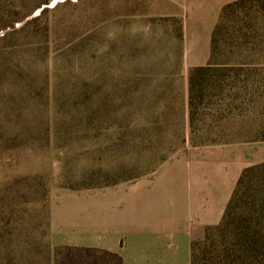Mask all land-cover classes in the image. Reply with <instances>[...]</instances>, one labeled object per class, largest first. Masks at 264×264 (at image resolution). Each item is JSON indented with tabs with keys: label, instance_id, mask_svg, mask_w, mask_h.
Returning a JSON list of instances; mask_svg holds the SVG:
<instances>
[{
	"label": "rangeland",
	"instance_id": "1",
	"mask_svg": "<svg viewBox=\"0 0 264 264\" xmlns=\"http://www.w3.org/2000/svg\"><path fill=\"white\" fill-rule=\"evenodd\" d=\"M62 1L51 0L50 6ZM101 1L102 5L96 8L99 15L86 24L87 32L82 38L65 43L59 52H56L59 49L52 50L46 66L50 83L59 86L60 94L68 90L82 93L85 89L90 92L91 100L84 108L93 107L101 116L106 111L110 121L106 125L99 123L97 137L79 143L68 154L49 150L13 157V150L6 153L0 140V235H136L139 189L156 186L169 193L174 178L178 177L174 174L194 167L218 166L211 158L215 156L211 155L215 145L253 142L259 135L257 128L264 124V108L250 105L247 100L233 107V112L224 113L223 119L210 114L219 105L211 101L208 106L211 111H202L198 121L212 124L223 120L225 130L210 136L198 134L191 142L189 133L187 137L184 134L179 114L175 118L173 114L170 126L165 125L162 104L165 99L174 102L173 97L163 99L150 95L161 89L181 92L185 68L183 58L179 66L176 63L178 46L183 56L187 51L188 59L205 54L210 33L205 10L212 11L214 3L206 0ZM88 4L86 1L82 6ZM184 12L190 15L183 41L179 43L170 19L177 17L183 21ZM232 15L222 29L223 45L230 41L233 30L243 25L247 15L254 18L251 9L245 13L236 10ZM249 23L262 33L264 17ZM258 40L264 41V38ZM81 55L86 57L80 58ZM75 82L80 84L78 89L68 87ZM83 84L89 87L83 88ZM23 90L26 87L13 80V88L9 90L13 109H22L21 121L27 125L35 117L30 116L34 105L20 103L16 93ZM155 99L161 103L155 117L156 132L147 112ZM4 106L8 105L0 102V128L7 122L15 124V120L5 118ZM115 120L120 126L114 125ZM123 131L125 138L121 140L118 137ZM88 147L91 156L86 154ZM190 177L186 179L190 181ZM250 198H245L237 209L241 220L248 215L246 207ZM124 205L134 212L129 217L124 216V213L128 215ZM253 236H247L246 245L250 250L246 251L241 247L242 235L232 231L224 235L215 232L201 243L197 264H264V235ZM199 238L196 241L201 242L204 236ZM249 251L252 254L247 257ZM225 252H233L235 257L226 258Z\"/></svg>",
	"mask_w": 264,
	"mask_h": 264
},
{
	"label": "trees",
	"instance_id": "2",
	"mask_svg": "<svg viewBox=\"0 0 264 264\" xmlns=\"http://www.w3.org/2000/svg\"><path fill=\"white\" fill-rule=\"evenodd\" d=\"M86 1L89 2L88 6H82ZM50 2L51 0H0V33L2 32L0 102L8 105L4 106L5 118L10 121L15 120L14 125L12 122H7L0 128V135L3 136L0 140L6 153L13 150V157L24 152L37 153L49 150L68 154L69 149H76L79 143L89 142L94 136L97 137L99 123L106 125L110 121L107 119L106 111H102L101 116L100 111L93 107L84 108L86 102L91 100L90 92L85 89L82 93L78 90H68L67 93L60 94L59 86L50 83L46 66L47 57L52 50L59 49L56 51L59 52L65 43L82 38L87 32L86 24L99 15L100 11L96 8L103 2L64 0L53 6H50ZM71 3L73 5L69 6ZM38 9L40 10L35 15ZM246 9L253 10L254 18L251 19L252 16L247 15L243 25L233 30L229 35L230 41L223 45L221 35L225 22L236 10L245 13ZM259 16L264 17V0H237L221 9L211 34L208 64L192 67L188 71V133L191 142L198 134L210 136L221 134L225 130V125L221 123L223 120L212 124L198 121L197 116H203L201 112L208 109L211 101L219 105H215L216 109H212L210 114L221 119L226 117L224 113L227 115L228 112H233V107H237L239 102H243L242 100H247L250 105L264 108V41L258 40L264 38V27L260 29L262 33L259 34V28L249 23L253 20L258 21ZM170 20L175 27L176 41L182 43L184 37L182 19L172 17ZM178 48L177 66L181 64L183 58L181 46ZM79 57L84 59L86 56ZM68 79L72 80L71 77ZM13 80L15 83L21 82L26 87L23 93H16L20 103L27 102L34 105L30 116L33 114L35 117L30 124L26 125L21 121L22 109H13L12 92H9L13 88ZM51 85L54 90L51 89ZM68 87L78 89L80 84L69 83ZM82 87L89 86L83 84ZM150 95L156 98L164 97L163 99L168 97L152 93ZM173 100L174 102H168L165 99L162 105L166 106L165 109H168V106L171 108L174 105H181L180 95L174 96ZM154 101L156 102H151L147 108L153 127L158 121L155 119L157 109L161 106L157 99ZM141 110L142 107L138 110L139 115ZM114 125L120 126V123L115 120ZM257 130L259 135L254 141H264V124ZM118 138L123 140L125 131L122 135L120 132ZM91 153L88 147L86 154L91 156ZM249 197L252 199L250 198L247 203L248 215L241 220L237 209L240 203ZM241 222L245 224L242 226ZM230 231L242 235L241 247L246 248V251L250 250L249 245H246L249 241L248 235H254L253 237L264 235V162L241 171L221 222L207 228L201 242L194 241L191 244V264H197L200 245L208 241L210 235L215 232L224 235ZM252 251H249L247 257L251 256ZM225 256L232 259L235 257L233 252H225Z\"/></svg>",
	"mask_w": 264,
	"mask_h": 264
},
{
	"label": "crops",
	"instance_id": "3",
	"mask_svg": "<svg viewBox=\"0 0 264 264\" xmlns=\"http://www.w3.org/2000/svg\"><path fill=\"white\" fill-rule=\"evenodd\" d=\"M208 1L215 6L212 11L205 10L210 29L205 54L198 59H188L185 50L181 92L161 89L152 93L181 96L180 106L164 109L165 125L170 126L173 114L174 118L179 114L186 137L188 71L208 64L211 34L220 11L237 0ZM189 15L183 14L184 32ZM154 130L156 132V127ZM215 148L211 150V155H215L211 158L218 166L194 167L174 174L178 177L174 178L169 193H164L167 190L164 186H158L163 190L152 186L137 191L136 235H0V264H191V244L200 239V235L204 236L207 228L221 222L241 171L264 162V141L215 145ZM188 175L190 181L186 179ZM123 208L128 210L125 217L134 213L126 205Z\"/></svg>",
	"mask_w": 264,
	"mask_h": 264
},
{
	"label": "water",
	"instance_id": "4",
	"mask_svg": "<svg viewBox=\"0 0 264 264\" xmlns=\"http://www.w3.org/2000/svg\"><path fill=\"white\" fill-rule=\"evenodd\" d=\"M2 34V32L0 33V35Z\"/></svg>",
	"mask_w": 264,
	"mask_h": 264
}]
</instances>
